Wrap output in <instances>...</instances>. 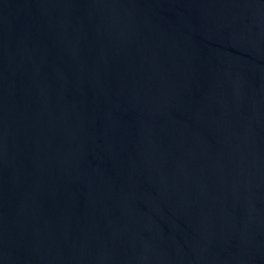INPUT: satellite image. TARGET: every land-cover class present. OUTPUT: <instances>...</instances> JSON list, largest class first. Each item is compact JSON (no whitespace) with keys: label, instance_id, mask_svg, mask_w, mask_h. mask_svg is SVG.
I'll return each mask as SVG.
<instances>
[{"label":"water","instance_id":"water-1","mask_svg":"<svg viewBox=\"0 0 264 264\" xmlns=\"http://www.w3.org/2000/svg\"><path fill=\"white\" fill-rule=\"evenodd\" d=\"M0 264H264V0H0Z\"/></svg>","mask_w":264,"mask_h":264}]
</instances>
